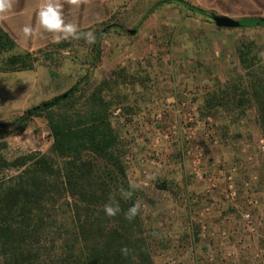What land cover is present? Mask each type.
I'll list each match as a JSON object with an SVG mask.
<instances>
[{"label": "rangeland", "instance_id": "obj_1", "mask_svg": "<svg viewBox=\"0 0 264 264\" xmlns=\"http://www.w3.org/2000/svg\"><path fill=\"white\" fill-rule=\"evenodd\" d=\"M160 1L123 0L94 32L34 53L36 71H0V125L83 76L94 85L117 73L106 97L115 103L111 119L125 141L128 180L141 192L155 263L264 264V139L256 113L213 107L219 84L241 72L238 44L264 45V26L218 31L184 5L156 7ZM21 124L0 132L5 159L48 153L46 119ZM14 173L0 168V180Z\"/></svg>", "mask_w": 264, "mask_h": 264}, {"label": "trees", "instance_id": "obj_2", "mask_svg": "<svg viewBox=\"0 0 264 264\" xmlns=\"http://www.w3.org/2000/svg\"><path fill=\"white\" fill-rule=\"evenodd\" d=\"M15 50L0 27V71L33 70L34 54ZM237 54L241 72L219 84L213 107L241 116L253 109L264 139V45L244 40ZM115 75L94 85L83 76L25 111L21 123L29 116L46 119L53 138L48 153L8 161L0 148V168L15 170L0 180V264H156L138 205L141 192L128 180L125 141L111 119L115 103L106 97L118 84ZM21 123L18 129H24ZM107 204L119 211L106 215ZM133 207V218H126Z\"/></svg>", "mask_w": 264, "mask_h": 264}, {"label": "crops", "instance_id": "obj_3", "mask_svg": "<svg viewBox=\"0 0 264 264\" xmlns=\"http://www.w3.org/2000/svg\"><path fill=\"white\" fill-rule=\"evenodd\" d=\"M123 0H6L8 7L0 12V27L15 41L17 49L23 52L37 53L57 46L59 42L81 37L82 34L97 30L109 23L114 11ZM163 1V0H161ZM190 7L200 8L206 15H196L210 20L219 30L237 28L218 27L214 16H227L243 22L242 28H257L264 22V0H184ZM165 0L163 4H170ZM57 6L66 24L76 29L75 36H65L62 32H48L38 22V12L47 4ZM159 3V2H158ZM157 3V4H158ZM178 3V2H176ZM162 4V5H163ZM181 4V3H179ZM255 21L254 25L244 21ZM253 25V26H252ZM241 28V27H239ZM36 71V66L33 70Z\"/></svg>", "mask_w": 264, "mask_h": 264}, {"label": "clouds", "instance_id": "obj_4", "mask_svg": "<svg viewBox=\"0 0 264 264\" xmlns=\"http://www.w3.org/2000/svg\"><path fill=\"white\" fill-rule=\"evenodd\" d=\"M8 7L6 0H0V12L5 11ZM38 22L48 32H62L65 36H75L76 29L71 25L65 23L60 9L49 3L38 12ZM119 211L118 207H113L112 204H107L104 207V212L108 216H113ZM136 212L135 207L130 209L131 215H127L126 218L132 219Z\"/></svg>", "mask_w": 264, "mask_h": 264}, {"label": "water", "instance_id": "obj_5", "mask_svg": "<svg viewBox=\"0 0 264 264\" xmlns=\"http://www.w3.org/2000/svg\"><path fill=\"white\" fill-rule=\"evenodd\" d=\"M213 20L215 24L220 28H239L243 26V22L240 20L233 19L227 16H214ZM264 21V20H263ZM131 33H134V30H130ZM20 124V120L12 123L11 125H0L1 128L6 129L8 127L16 128Z\"/></svg>", "mask_w": 264, "mask_h": 264}, {"label": "built area", "instance_id": "obj_6", "mask_svg": "<svg viewBox=\"0 0 264 264\" xmlns=\"http://www.w3.org/2000/svg\"><path fill=\"white\" fill-rule=\"evenodd\" d=\"M261 149L264 151V141H263V144H262V148Z\"/></svg>", "mask_w": 264, "mask_h": 264}]
</instances>
